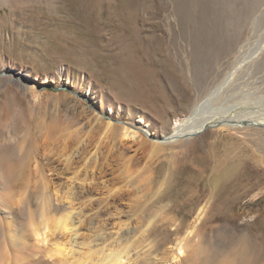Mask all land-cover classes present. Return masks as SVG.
Listing matches in <instances>:
<instances>
[{
    "label": "rangeland",
    "instance_id": "374dc122",
    "mask_svg": "<svg viewBox=\"0 0 264 264\" xmlns=\"http://www.w3.org/2000/svg\"><path fill=\"white\" fill-rule=\"evenodd\" d=\"M232 72L249 88L264 84V0H0V190L12 191L8 175L46 176L45 186L34 176L14 186L16 229L0 230L7 242L0 264L39 262L43 255L52 260L45 264H65L53 245L60 241L102 255L126 245L117 237L120 220L135 230L129 243L135 241L144 264L164 262L180 245L190 264H264L261 125L209 127L158 150L130 149L119 133L120 145L127 144L113 152L104 146L88 175L109 179L92 182L93 201L106 208L103 187L112 184L123 192L120 202L98 221L90 212L79 235L54 223L39 241L30 223L40 214L37 196L47 192L46 179L82 175L84 165L69 153L103 136L97 122L90 131L93 115L120 128L140 126L150 137L168 136Z\"/></svg>",
    "mask_w": 264,
    "mask_h": 264
},
{
    "label": "bare ground",
    "instance_id": "6f19581e",
    "mask_svg": "<svg viewBox=\"0 0 264 264\" xmlns=\"http://www.w3.org/2000/svg\"><path fill=\"white\" fill-rule=\"evenodd\" d=\"M239 72H240V70H239ZM236 77L237 76H236L235 72L229 73L228 75L223 77V79L219 80V82L215 83L212 87H210L208 89V91L200 99L195 101V103L193 104L189 114L183 120H181L179 124H178V122L176 123L177 126L174 128L173 132L168 136L166 135V136L160 137V138L159 137H150L148 131L145 130L144 128L140 127V126L130 127V125L129 126L124 125V126H122V128H120V127H118L117 122H112L110 120H106L107 121L106 122L105 120H101V117H99L97 113L95 116L93 115L91 118H89L88 122L91 125L90 131L92 129H94V125H96L95 123L97 122V124L100 127L104 128V130H105L103 132L104 134L100 138H98V136H97L98 139L95 137L94 138L92 137V139L89 140L88 145H82V146L80 145V147H77V148L74 146L75 147L74 150L69 153L70 158L80 159V162H82L80 165H84V167H83L84 171H83L82 175H71L69 177L68 182H60L61 180H59V181H57V180L52 181L51 180L50 181V180L46 179V183L48 184V186H46L45 188L43 187V188L45 190L47 188L48 189L47 192L46 191H45V193L42 192V193H44L43 195L40 192V195L37 196L39 199V202L41 203L40 214L37 216H34L30 219V223L32 225V230H33V235L39 241L44 240V238L46 236L45 233L47 232L45 230L48 229V227L54 223H56V224H54V226H56V229L58 227V228H60V230H63V231L68 230V232H69V230H71L70 232L73 231L76 234L78 231H80L79 230L80 227L78 228V224L83 222L85 219H87L88 218L87 216L90 212L93 211L95 214V216L94 217L91 216L90 219L92 220V219L96 218V220H97V218L100 217L101 213L107 212L111 206H116V203L120 202V200L123 198V194H122L123 192L120 193V189H118V187H116L114 185L112 186V184H111V186L108 185L106 187V185H105V187H103L105 189L104 192L106 191V193H104L105 196L102 193L103 196L105 197V200H106L104 202H107V205H108L106 208L101 207V204L103 202V201H101V199H98L97 201H93L96 199V198L93 199V196L95 197V195H96L94 193L96 188H97L96 186L100 182L105 184L107 182V180H109V179L106 177L107 175H92L93 173L91 175H88V173L90 172L89 166L92 164H95L97 162L98 158L101 156V154L104 153V151H103L104 146L110 145L109 150H111L113 152L115 150L117 151V150L123 148L122 146H124V144L125 145L127 144V143H123V145H120V139H118V137L120 138V136H121V139L127 138L130 140V143L128 144V147L130 149L136 150V149L143 147V146H150L151 148L158 150V149L164 148L165 144L167 145V143H172V142H175V141L180 140V139L189 138L193 135L200 133L201 131H203L209 127L210 128H249L250 126H255V125H261L264 127V95H262V94H264V87H263L264 84L257 86L255 83H252L251 87L249 88V82L245 81V82L237 83L239 78H236ZM260 88H262V89L260 90ZM260 93H261V95H260ZM102 117H103V114H102ZM119 133H120V136H118ZM85 141H87V140H85ZM83 143H85V142H83ZM22 146H24V144ZM84 148H86V149H84ZM24 149H26V148H24ZM29 150H31V149H29ZM109 150H107V151H109ZM24 151H26V150H24ZM29 152H31V151H29ZM23 154H25V152ZM68 161H71V159ZM77 161H79V160H77ZM18 166H19V164H18ZM94 167H96V166H94ZM50 170L55 171L54 166H53V168H50ZM16 171H17V169H16ZM37 172H38V170H37ZM33 176L39 177L41 184L44 185L42 183V181L45 182L44 181L45 180L44 178H46L45 175H8L7 176V177H10V180H11L10 186L11 187L13 186V187L11 188L12 191H10L8 193L4 192L5 189H4V191L0 190V230H3V228H5V232H7L9 230H15L16 229V228L13 229L14 223H15L14 218H15V214H16V196H17V192H16L17 189H16V187L14 188V186L20 182H22L23 184L29 183V180ZM97 178H99V180L101 179L102 181H99V180L97 181ZM95 180L97 182H95ZM111 180H112V178H111ZM111 180H110V182H111ZM36 181H37V179L35 180V182ZM93 181L95 184H97V185H95L96 188L92 187ZM3 182H5V181H3ZM31 182H34V181H31ZM87 182L90 183L89 185H91V186H88ZM104 184H102V185H104ZM23 186H25V185H23ZM99 190H101V187ZM98 196H99V194H98ZM98 196H97V198H98ZM20 200H21V198H20ZM24 201H26V200L24 199ZM23 203H27V202H23ZM104 205H106V204H104ZM58 207L60 209L63 208V210H64L62 212V215L59 218H57V216H56V212L59 210ZM205 211H206V205H203L199 208V211L195 217V225L199 223V220L202 218ZM92 213H91V215H93ZM36 218L38 220H36ZM196 221H198V222H196ZM92 222H93V220H92ZM129 224L130 223H128V222L125 223L124 221L122 222L121 220L119 222H117V231L116 232L118 234L117 237L120 238V245H122L121 241H123V240L126 241V245H123L122 247L120 246L119 248L117 246H116L117 248H110L111 247L110 246L109 250L106 251L107 253L106 252L102 253V255H101L100 250L103 248H99L100 253L95 254L94 252L89 253L88 251L87 252H84V251H81V252L77 251L76 252L75 249L67 248L66 247L67 244L63 245L61 243V241L55 242V244H53V245H57V247L55 246L56 247L55 250L57 253H59L60 255L63 254L65 256V258H64V256L59 255L60 258L62 257L64 261H67V260L70 261V264H71V262H72V264H144L145 262H142L141 255L139 254L140 252L138 253V251H135V252L133 251V249H135L133 247V246H135V244H134L135 241L134 242L132 241L131 245L129 243L131 236H129L127 234H130L131 229H133V228H131V229L129 228L131 226V224H130V226H128ZM193 225H194V223H193ZM195 225L193 226L191 231H193L195 229ZM125 226H127V227H125ZM135 227H137V226H135ZM7 228H8V230L6 231ZM115 230H116V228H115ZM133 231H135V230L133 229ZM112 233H114V232H112ZM75 234H74V236H75ZM78 235H79V232H78ZM10 237L11 238L8 239V242L11 243V245H10V247H11L14 244L13 239H15V238L12 237V235H10ZM25 237L26 236H20V238H18L17 240H19L20 244L22 243V244H24V245L26 244V246H28L27 241L25 240L26 239ZM74 239H75V237H74ZM53 240H55V238ZM64 242H65V240H64ZM74 242H75V244L79 243L76 239L74 240ZM127 242L129 243V245ZM84 243H85V241H84ZM5 244H7V242ZM5 244H4V241L2 239H0V246H6ZM179 244H178V246H179ZM181 244H184V243H181ZM15 245L17 246V242ZM90 245H89V247H90ZM25 248H27V247H25ZM47 248H48V246H47ZM47 248H46V250H48ZM94 249H96V248H94ZM89 250H90V248H89ZM183 250L184 249L182 248V245H180L178 248H176V250L171 251V253L169 254L168 257L167 256L165 257L166 259H164L165 260L164 262L159 263V264H188L190 262L189 256L188 255H185V256L182 255L181 256V251H183ZM102 251L104 252V249ZM131 251L134 253L132 254ZM33 252H34V250H33ZM37 253L38 252H35V253H33V255L36 257ZM183 253L185 254V251ZM2 254H3V252H2ZM31 255L32 254H30V256ZM38 255H39V253H38ZM54 255H55V253H54ZM154 255H155V253H154ZM70 257H72L74 259L70 260ZM190 258H191V256H190ZM143 260H145V259H143ZM2 261H3L2 264L4 262H7L4 260H2ZM44 261L46 263H47V261H50V259L47 258V255H45V256L43 255L39 262L34 260V261L30 262L29 264H42V263H44ZM161 261H162V259H161ZM28 262H26V263H28ZM67 262H65V264ZM16 263L17 262H15V264ZM62 263H63V261H62Z\"/></svg>",
    "mask_w": 264,
    "mask_h": 264
}]
</instances>
